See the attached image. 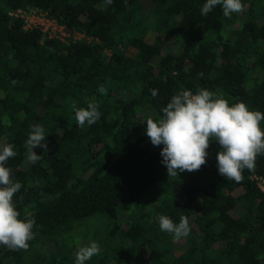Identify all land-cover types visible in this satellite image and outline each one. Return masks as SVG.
<instances>
[{
    "label": "trees",
    "instance_id": "trees-1",
    "mask_svg": "<svg viewBox=\"0 0 264 264\" xmlns=\"http://www.w3.org/2000/svg\"><path fill=\"white\" fill-rule=\"evenodd\" d=\"M103 2L0 0V147L14 145L7 167L22 188L13 202L36 221L26 250L0 245V264H75L65 240L78 233L102 249L85 264H264V197L253 179L264 178V154L237 183L218 173L213 140L200 170L169 177L163 145L145 134L147 118H161L181 90L264 113V0H242L230 19L219 5L201 15L206 0ZM26 6L94 41L24 29L9 12ZM92 97L102 115L80 127L75 111ZM34 124L48 152L34 149L44 155L33 164L25 142ZM96 215L93 233L79 229ZM157 215L187 216L189 235L173 239Z\"/></svg>",
    "mask_w": 264,
    "mask_h": 264
},
{
    "label": "clouds",
    "instance_id": "clouds-1",
    "mask_svg": "<svg viewBox=\"0 0 264 264\" xmlns=\"http://www.w3.org/2000/svg\"><path fill=\"white\" fill-rule=\"evenodd\" d=\"M112 2L104 0L103 6L111 5ZM217 5L222 7L223 15L229 19L233 13H240L245 7L242 0H206L201 15H207ZM98 91L106 94L103 85ZM150 91L153 97L157 95L158 90ZM99 107L96 98L92 97L86 108L77 109V125L84 127L85 124H95L102 115ZM161 111V118H147L145 134L153 146L163 145L161 163L167 168L169 177L200 170L206 163V150L213 140L221 148L216 154L218 173L237 183L243 178V170L253 169L257 155L264 154V131L260 127L264 113L249 110L243 102L230 106L223 96L207 89H198L196 94L190 90H181L171 97ZM30 127L25 147L28 150L27 160L34 164L47 154L48 144L42 125L34 124ZM36 148L43 149L44 154L37 155L34 152ZM13 149L12 144L0 147V245L10 250H26L29 241L35 236L33 228L36 221L31 213L20 218L21 214L13 202L14 195L22 188L20 182L11 179V169L7 167L8 159L17 155ZM156 219L160 230L171 234L175 240L189 235L187 216L181 215L179 223L173 222L166 215H157ZM101 251L97 242H89L78 248L75 264H85Z\"/></svg>",
    "mask_w": 264,
    "mask_h": 264
},
{
    "label": "built area",
    "instance_id": "built-area-1",
    "mask_svg": "<svg viewBox=\"0 0 264 264\" xmlns=\"http://www.w3.org/2000/svg\"><path fill=\"white\" fill-rule=\"evenodd\" d=\"M9 15L23 20L24 29H39L46 38L57 39L64 43H73L80 40L87 42L94 41L92 37H88L80 31L59 24L39 8L26 6L25 8L11 10ZM253 179L256 181V185L264 197V178L254 175Z\"/></svg>",
    "mask_w": 264,
    "mask_h": 264
},
{
    "label": "rangeland",
    "instance_id": "rangeland-1",
    "mask_svg": "<svg viewBox=\"0 0 264 264\" xmlns=\"http://www.w3.org/2000/svg\"><path fill=\"white\" fill-rule=\"evenodd\" d=\"M149 39V38H148ZM170 48L171 49V46H169V43H166V47L164 48L165 51H167V49ZM118 216L119 218L123 219L125 217V214L123 212V210L121 208L118 207ZM96 218H99V215H96L92 218H87L83 221V226H80L79 229H82L84 230L85 227H88V229H90V233H93L94 230L97 229V227H99L101 224L99 223V220L98 221H94ZM73 237H69L65 240L66 242V245L68 248H71L72 246H74L73 248V255L75 256L76 255V252L78 250L79 247L83 246V244L85 243V239H84V236H81V233H78V234H75V235H72ZM49 248L52 250L54 248L53 245H49ZM55 249L57 250L58 247L56 246ZM66 255V253L64 254Z\"/></svg>",
    "mask_w": 264,
    "mask_h": 264
}]
</instances>
